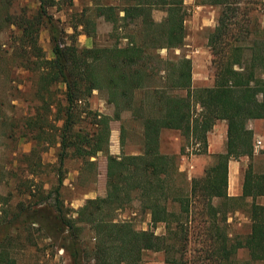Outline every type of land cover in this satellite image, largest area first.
<instances>
[{"label":"trees","instance_id":"16d2710c","mask_svg":"<svg viewBox=\"0 0 264 264\" xmlns=\"http://www.w3.org/2000/svg\"><path fill=\"white\" fill-rule=\"evenodd\" d=\"M36 1V13L21 16L15 23L19 42L32 57L19 55L20 65L24 63L36 74L32 92L35 105L20 122L0 119V125L12 133L3 131L7 139L33 142L27 155L17 154L25 159L31 175L40 170L39 153L47 146H56V183L46 191L31 180L15 186L16 192L32 201L18 204L13 214L1 209L0 264H14L4 242L17 225L35 226L62 249L69 264H139L145 251L162 252L167 264H182L187 224L198 205L205 215L203 223H208L202 231L204 264L264 261V206L255 202L256 197L264 196V172H252L248 164L241 196L228 198L225 193L228 160H250L253 154V134L247 123L264 120V35L240 26L233 38V0H201V4L219 8L216 26L207 37L214 73L211 86L193 88L189 59L158 55L159 50L182 45V0L93 3L70 28L75 31L80 27L86 36H92L94 23L88 14H93L110 23L125 43L90 48L78 47L71 36L68 44L63 41V29L47 14L55 0ZM59 1L65 7L72 3ZM0 5L5 7L6 0H0ZM153 10L164 13L159 22L152 19ZM3 18L8 19L7 13ZM130 25L133 30H128ZM41 26L48 32L50 59L42 57L36 44ZM57 85L62 87L60 98ZM93 91L104 94L112 107L111 116L88 108L86 101ZM125 111L140 126L141 148L138 154L120 151L114 156L108 153L109 122L119 120ZM216 121L226 124L225 152L213 155V163L203 170L202 177L191 179L189 190H184L185 177L177 170V156L159 152L160 134L177 131L186 144L199 143L198 154H202L206 134ZM97 155L105 159L104 186L95 198L84 201L74 218L68 217L59 195L60 166L64 160L74 159L93 168L95 160L90 159ZM17 170L9 174L13 172L15 177ZM246 197L251 198L249 233L231 239L223 227L226 214ZM6 201L0 196V203ZM133 201L148 217L146 230L113 219L114 212ZM157 225L163 226V234L154 233ZM80 226L92 234L90 248L80 238ZM239 249L246 251L245 261L236 259Z\"/></svg>","mask_w":264,"mask_h":264},{"label":"rangeland","instance_id":"374dc122","mask_svg":"<svg viewBox=\"0 0 264 264\" xmlns=\"http://www.w3.org/2000/svg\"><path fill=\"white\" fill-rule=\"evenodd\" d=\"M55 1L56 4L47 9V14L63 29V41L66 44L70 42V36L78 47L85 48L125 43L120 39V35L113 31L110 23L104 22L102 18L94 17L93 14H88L94 23L92 36H86L80 27H77L75 31L70 28L79 19L81 13H88L87 10L92 7L93 3L106 0H72L71 6L68 7H65L59 0ZM231 8L233 9L231 21L236 23V26L233 25V38L240 26L241 29L246 26L247 31L264 35V0H233ZM36 9V0H6L5 7L0 8V54L2 55L0 58V119H4L6 123H15L16 120L20 122L24 117L29 116L35 105L32 92L36 74L27 70L24 63L25 66L20 65L19 55L24 54L30 59L32 57L30 50L21 46L15 23L21 16H33ZM182 9L184 13L182 45L178 49L169 51L159 50L158 55L165 57L169 53L171 56H184L189 59L191 86L193 88L209 87L212 85L214 70L211 63L212 56L207 47V37L216 26L219 8L201 4V0H182ZM4 13L8 15L7 20L3 18ZM151 16L155 22H159L164 17V13L153 10ZM128 30H133V27L128 26ZM36 44L42 57L50 59L49 36L43 26L39 27L36 32ZM55 88L57 97L60 98L62 87L57 85ZM86 103L92 111L107 116L112 115V107L105 102V96L101 92L93 91ZM5 128L0 125V196L7 198V201L6 204L0 203V215H3L4 210L7 214H13L17 212L18 204H27V199L32 201L31 198L25 196L26 194L16 192L15 186L28 184L26 182L31 180L32 183L40 184L42 190L46 191L56 183L57 174L56 146H47L42 152L39 151L40 170L31 175L24 163L25 159L22 158V161L17 154L27 155L33 142L7 139L3 136V131L10 135L12 133ZM109 129L111 148L116 149L117 146L119 152L122 151L124 154L137 152L140 149V126L138 122L132 120L129 112H122L119 120L110 121ZM174 137L181 141V145H186L185 140L177 131H164L160 143L162 151H170V140ZM90 160H95L93 168L82 165L80 161L74 159H66L60 166L62 183L59 187V195L68 217L74 218L75 211L83 205L84 201L95 198L104 185V157L97 155L95 159ZM260 164H264V156L258 163ZM15 168L18 170L14 177L13 172L9 174V171ZM176 185H179L178 182ZM182 188L187 190L186 182ZM34 193H36L35 190ZM203 213L198 205L195 214L189 219L185 261L182 264H204L202 231L208 223H203L205 220ZM112 216L115 221L130 222L136 230L148 228V217L140 211L138 204L134 201L128 207L114 212ZM223 227L231 239L242 237L246 231L245 227L234 228L233 222L228 224L224 222ZM15 228L16 230L10 231L9 237L4 242V245L7 244L8 253L13 258L14 264H69V259L62 249L44 238L35 226L17 225ZM80 228H82L80 238L84 246L90 248L93 242L92 234L87 227L80 226ZM152 230L157 235L164 233L162 225H157ZM246 257L244 250L237 251L238 261H245ZM164 259L162 252L145 251L139 264H167Z\"/></svg>","mask_w":264,"mask_h":264},{"label":"crops","instance_id":"0c3cea01","mask_svg":"<svg viewBox=\"0 0 264 264\" xmlns=\"http://www.w3.org/2000/svg\"><path fill=\"white\" fill-rule=\"evenodd\" d=\"M247 128L252 131L253 141L255 139L260 140V147L257 150H253L252 157L250 160L247 157H240L236 160L229 159L227 162V173H226V188L225 193L228 198H238L242 193L243 174L247 165L250 164V168L254 173L264 172V164L258 165L264 156V120H252L247 123ZM172 131V130H164ZM162 131L159 137V152L166 155L177 156L176 165L178 172L184 174L185 182L187 184V190L190 188L191 179H199L203 175V170L213 163L212 156L216 154H223L225 152V141H226V124L224 121H216L210 131L206 134V146L205 152L202 154L185 155L184 148L189 144L181 145V141L178 138H171L170 140V151L164 152L160 148ZM110 135V133H109ZM110 139L108 141V153L114 156L120 154L119 148L116 149L109 146ZM183 146L182 154H180V148ZM141 148V146H140ZM121 150V149H120ZM132 152L128 154H138ZM263 152V153H262ZM93 159V158H92ZM104 186V185H103ZM251 202L250 197H246L242 202L229 210L226 214L225 222H233V227L240 228L245 227L246 231L243 236L249 233L250 221L248 217V205ZM255 202L259 205L264 206V196L255 198ZM242 236V237H243ZM240 250V249H239ZM243 250V249H241ZM245 251V250H244ZM246 253V251H245ZM247 256V254H246ZM247 259V257H246ZM253 264H264V261H257Z\"/></svg>","mask_w":264,"mask_h":264},{"label":"built area","instance_id":"2783aa9c","mask_svg":"<svg viewBox=\"0 0 264 264\" xmlns=\"http://www.w3.org/2000/svg\"><path fill=\"white\" fill-rule=\"evenodd\" d=\"M261 143L260 140L255 139L253 141V150H257L260 147ZM199 143L197 142H191L187 147L184 148V154L191 156L199 153Z\"/></svg>","mask_w":264,"mask_h":264}]
</instances>
